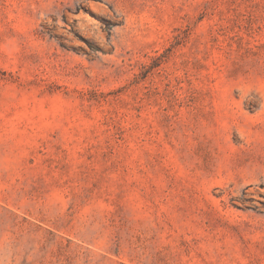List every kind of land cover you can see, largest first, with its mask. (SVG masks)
I'll list each match as a JSON object with an SVG mask.
<instances>
[{"label":"rangeland","instance_id":"1","mask_svg":"<svg viewBox=\"0 0 264 264\" xmlns=\"http://www.w3.org/2000/svg\"><path fill=\"white\" fill-rule=\"evenodd\" d=\"M0 264H264V0H0Z\"/></svg>","mask_w":264,"mask_h":264}]
</instances>
